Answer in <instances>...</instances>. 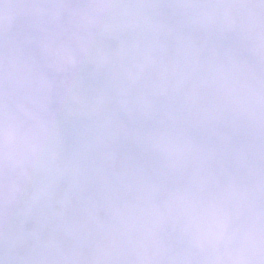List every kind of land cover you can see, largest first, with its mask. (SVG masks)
I'll return each instance as SVG.
<instances>
[{
	"label": "clouds",
	"instance_id": "9594fccd",
	"mask_svg": "<svg viewBox=\"0 0 264 264\" xmlns=\"http://www.w3.org/2000/svg\"><path fill=\"white\" fill-rule=\"evenodd\" d=\"M0 264H264V0H0Z\"/></svg>",
	"mask_w": 264,
	"mask_h": 264
}]
</instances>
